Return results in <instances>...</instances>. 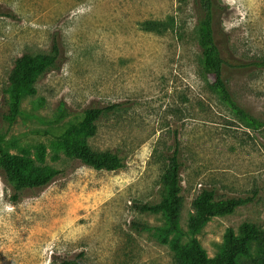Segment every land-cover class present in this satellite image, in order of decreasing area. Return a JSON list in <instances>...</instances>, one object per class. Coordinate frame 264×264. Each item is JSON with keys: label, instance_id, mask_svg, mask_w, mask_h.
I'll return each instance as SVG.
<instances>
[{"label": "rangeland", "instance_id": "1", "mask_svg": "<svg viewBox=\"0 0 264 264\" xmlns=\"http://www.w3.org/2000/svg\"><path fill=\"white\" fill-rule=\"evenodd\" d=\"M220 1L233 55L264 57V0ZM0 10L12 13L0 16V109L15 59L48 53L56 32L65 53L59 69L36 77L13 123L0 117L11 153L27 151L36 164L60 170L17 201L0 176V264H59L79 252L80 264H175L157 228L164 216L137 209L160 199L175 137L184 229L202 187H214L217 197L258 192L254 202L204 225L196 236L207 255L218 253L229 226L250 220L264 227V68L229 79L238 102L262 121L251 129L203 79L193 0H0ZM146 20L173 25L148 31ZM92 103L116 105L87 142L116 152L120 169L94 170L49 146Z\"/></svg>", "mask_w": 264, "mask_h": 264}, {"label": "trees", "instance_id": "2", "mask_svg": "<svg viewBox=\"0 0 264 264\" xmlns=\"http://www.w3.org/2000/svg\"><path fill=\"white\" fill-rule=\"evenodd\" d=\"M196 14L195 34L201 53V74L209 88L244 126L258 129L262 121L241 105L229 86L234 73L264 68V57L242 60L235 57L230 49L229 39L219 21L222 5L220 0H193ZM0 16H12L10 11H1ZM169 21L146 20L143 29L162 32L172 27ZM65 60V53L58 33H54L48 53L22 54L15 59L4 88L5 98L0 109V117L11 124L20 114L21 100L32 95L37 76L57 70ZM116 105L90 104L82 111V118L70 123L64 131L51 137L49 146L57 153L78 160L94 170H117L124 163L116 152L109 149L94 150L87 142L97 129V121ZM45 145L37 147L36 157L43 159ZM183 167L180 141L175 137L171 151L166 155V166L161 176L162 194L157 202L137 205L141 212L161 213L165 222L157 227L162 241L169 243L175 264H264V227L255 221H243L235 229L227 227L218 253L209 257L202 247L197 234L215 216L233 212L237 207L252 203L258 192L217 197L214 187H202L192 200V210L184 229L180 224L183 202L180 173ZM60 174L59 169H51L36 164L27 151L22 155L11 153L4 135L0 133V176L11 187V199L17 201L23 190L40 189L47 186ZM146 228V225H143ZM170 236L169 240L167 239ZM83 253L71 258H62L59 264H80Z\"/></svg>", "mask_w": 264, "mask_h": 264}]
</instances>
